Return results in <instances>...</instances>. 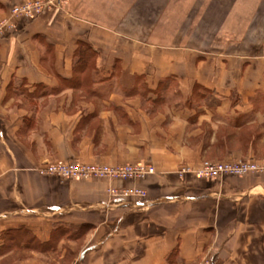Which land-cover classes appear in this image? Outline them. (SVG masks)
Wrapping results in <instances>:
<instances>
[{"label": "crops", "instance_id": "obj_1", "mask_svg": "<svg viewBox=\"0 0 264 264\" xmlns=\"http://www.w3.org/2000/svg\"><path fill=\"white\" fill-rule=\"evenodd\" d=\"M26 1L0 0V19ZM95 1L20 19L0 38V233L35 238L0 242L24 248L22 264H93L98 252L100 264H264V175H177L209 160L264 158V46L243 55L200 49L188 35L183 44L131 37L89 14ZM80 42L97 53L89 91L77 81ZM140 81L155 93L165 84L164 102L140 94ZM53 162L143 163L156 174H39ZM112 186L147 198L118 200ZM33 241L49 249L30 250Z\"/></svg>", "mask_w": 264, "mask_h": 264}, {"label": "rangeland", "instance_id": "obj_2", "mask_svg": "<svg viewBox=\"0 0 264 264\" xmlns=\"http://www.w3.org/2000/svg\"><path fill=\"white\" fill-rule=\"evenodd\" d=\"M67 1L69 4L70 0ZM92 4L93 7H86L89 14L90 11L96 10L98 13L95 14V17L104 22L112 19L113 24L109 25L123 30L124 33L127 32L130 36L148 37L157 34L158 38H153V40L166 44L167 42L181 43L179 41H184V36L188 35L193 37L191 41L197 44L200 49L203 47L210 51L226 50L243 55L253 53L261 45L264 46V0H96ZM175 36H177L176 40ZM94 62L93 60L89 65L90 68L93 67ZM93 74V70H87L80 75L84 84L81 89L90 90ZM140 83V85L144 84L141 81ZM165 86V84H161L155 93V90L144 84L142 88H139L142 90L140 94L152 99L158 96L155 102L162 103L164 98L161 96L164 95L163 87ZM198 95L202 94L198 93ZM232 161L246 160L235 159ZM250 161L264 162V158ZM24 234L19 233L12 239L30 241L31 237ZM12 239L10 241H13ZM0 244H2L0 245V254L15 251L12 258L7 257V259L14 260L0 264H22L20 262L26 259L27 253L24 248L20 246L11 248L6 242H0ZM45 248L49 249L47 246H40L35 241L30 246V250L42 251ZM96 254L98 262L93 264H100L99 252ZM103 264L111 263L103 262Z\"/></svg>", "mask_w": 264, "mask_h": 264}, {"label": "built area", "instance_id": "obj_3", "mask_svg": "<svg viewBox=\"0 0 264 264\" xmlns=\"http://www.w3.org/2000/svg\"><path fill=\"white\" fill-rule=\"evenodd\" d=\"M68 4L67 0H28L16 5L5 18L0 19V38L15 32L20 19L34 20L46 16L54 11H62ZM42 176H54L65 180L76 181H141L156 174V168L149 164L133 165H103L84 164L78 162H53L47 163L38 170ZM264 174V162L257 161H229L205 162L198 168L189 166L178 170L177 175L184 179L194 176L198 180L213 181L226 176L245 177L247 175ZM108 192L114 198L124 201H142L147 198L145 190L138 187L117 189L113 186ZM202 264H217L213 258H208Z\"/></svg>", "mask_w": 264, "mask_h": 264}, {"label": "trees", "instance_id": "obj_4", "mask_svg": "<svg viewBox=\"0 0 264 264\" xmlns=\"http://www.w3.org/2000/svg\"><path fill=\"white\" fill-rule=\"evenodd\" d=\"M35 20V19H34ZM75 57H76V68L78 70V68H81L79 70H81L79 73L80 74H83L85 73L89 68L90 64L92 63V61L96 59L97 57V53L93 50V48L88 44V43H85V42H80L79 43V48L78 50L76 51V54H75ZM79 83L83 82V78H81V76L78 78L77 80ZM250 161V160H249ZM218 162H227V161H218ZM19 233H22L24 235H28L30 236L31 238H33V236L31 235V233H29L28 231H21V230H7L6 232H2V234L0 235V239L1 240H11L13 237H15V235L19 234ZM35 239V238H33ZM13 240V239H12ZM3 255L0 254V256Z\"/></svg>", "mask_w": 264, "mask_h": 264}]
</instances>
